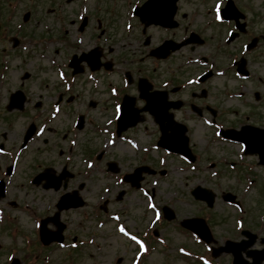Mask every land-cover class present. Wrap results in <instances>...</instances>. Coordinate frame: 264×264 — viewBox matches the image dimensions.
Wrapping results in <instances>:
<instances>
[{
    "label": "rangeland",
    "instance_id": "1",
    "mask_svg": "<svg viewBox=\"0 0 264 264\" xmlns=\"http://www.w3.org/2000/svg\"><path fill=\"white\" fill-rule=\"evenodd\" d=\"M126 1L0 0V66H5L0 72V144L4 147L0 179L5 183V195L0 198L1 263L8 250L16 247L18 264H197L196 252L205 253L210 245H222L225 239L239 240L241 229L256 235L250 248L264 247L260 242L264 238V168L256 155L243 153L241 144L219 138L217 126L210 123L212 118L220 126L236 129L243 124L264 127L263 46L246 55L252 71L250 79L244 80L232 72L231 62L244 53L246 35L227 42L234 32L228 25L233 23L217 20L227 0H178V26L172 29L158 25L143 28L133 13L141 2ZM234 1L249 35L262 34L264 0ZM82 15L86 23L80 30ZM190 32L199 35L202 43L185 44L165 59L149 55L165 38L179 42ZM11 37L20 40L16 47ZM96 47L102 53L100 61H109L111 71H90L81 62L84 70L71 76V56ZM208 70L213 75L202 84L197 82ZM126 72L132 78L127 86L123 81ZM62 74L66 80L70 78L68 92ZM257 76L263 78L261 83L254 82ZM140 77L150 79L156 88L170 79L176 81L166 86L168 90L180 84L178 91L169 92V98H179L184 107L170 111L175 121L186 126L193 162L156 145L159 129L148 113H141V121L121 136L111 135L114 129L116 136L118 107L113 105L115 97H110L109 88L116 87L118 92L124 88L125 93L137 97ZM17 89L24 92L23 110L8 111L5 105ZM201 90L206 92L203 98L192 96ZM254 90L261 94L258 101ZM67 93L72 96L68 98ZM90 101L95 102L93 106ZM187 102L208 104L216 114L212 116L203 107V115L198 117ZM54 103L59 107L53 109L57 115L48 129L20 151L29 123L38 127L40 116L50 115ZM141 104L137 98L135 105ZM82 113L84 125L74 128L73 120ZM10 150L16 162L11 174L5 175V167L12 163ZM109 162L115 163L117 172L107 170ZM138 166H148L155 173H142L139 188H134L122 181V176ZM46 167L55 174L63 168L71 173L65 188L45 189L31 182ZM196 185L214 194L211 208L191 195ZM73 190L85 201L84 206L61 211L59 221L65 223L63 242L72 244V238L77 237L73 242L77 248L45 247L42 254H47L28 263L25 252L37 255L41 246L32 235L37 232L34 219L52 215L59 195ZM226 192L235 195L240 209L223 200ZM103 201L106 211L99 208ZM164 205L173 210L174 219L158 222ZM190 217L206 220L215 244L200 243L181 229L180 220ZM12 225L17 235H10ZM154 230L157 235L150 237L148 249L128 234ZM218 257L221 264L228 258L226 254ZM199 258L211 262L205 254Z\"/></svg>",
    "mask_w": 264,
    "mask_h": 264
},
{
    "label": "water",
    "instance_id": "2",
    "mask_svg": "<svg viewBox=\"0 0 264 264\" xmlns=\"http://www.w3.org/2000/svg\"><path fill=\"white\" fill-rule=\"evenodd\" d=\"M175 1L176 0H148L145 4L137 10V13L140 16V19L144 21L146 24L154 23L160 24L163 26L172 27L175 26L176 23L172 20L174 11H175ZM194 38V37H193ZM182 44V43H181ZM181 44H174L171 41H165L161 46L152 50V54L158 57H165L169 53V49L175 50L180 47ZM88 54H83L80 58H76L75 56L72 58V62L70 65L74 67V72L81 71L78 67V63L81 60H88ZM89 64V61H88ZM99 67L98 63V54L95 56L93 63H90V68L95 69ZM149 86L146 84L144 79L139 81V91L140 96L146 99V106L143 109L149 110L152 114L155 115L156 121L160 125L161 136L158 140V145L167 148L172 151H177L185 154L190 159H192L190 152L187 148V137L184 135L185 127L174 123L172 121V114L167 112V108L164 104V96L163 93H149ZM15 101L13 102L16 107L21 108L23 102V96L20 91H17L12 95ZM134 99L131 97H124L122 102L121 116L118 120L117 131L120 132L126 129L128 126L134 125L138 121V110L133 109ZM14 104H12L14 106ZM166 122V123H164ZM172 124L170 131L171 133H167V129ZM223 136L235 139L237 141H241L246 146V151L256 152L259 155L260 162L264 164V129H256L249 126L242 127L240 132L227 130L222 132ZM113 167V166H112ZM110 167L111 170H115ZM48 170V169H47ZM146 171L150 172L146 167L136 168L132 174H128L124 176V180L130 182L131 185L138 186V182L140 180V173ZM62 177L60 175L57 177L59 180ZM41 178H45L47 183L44 184V187H49L52 185V181L54 180V175L51 172L45 171L44 173L38 175L35 178L36 182H39ZM193 194L196 198L205 200L209 206L212 205L213 196L210 192L197 187ZM225 199L232 200L233 197L230 195H226ZM68 196L64 195L60 199L59 207H68L70 203H68ZM76 205V204H73ZM164 216L168 219L173 217V213L167 207L163 208ZM57 216L53 219L56 221ZM47 220H44L40 227V236L41 240L45 243L49 242L52 239H61L60 229L56 232H50L45 229V223ZM182 225L196 232L202 239L205 241H210L211 236L206 227L204 221L199 218H191L185 219L182 222ZM62 227V226H60ZM245 235L252 237L248 232H244ZM56 235L55 238H49V235ZM253 238L250 242L242 240L241 242H226V246L219 247L213 250V254L216 255L221 251H234L237 255H239V250L245 248L248 244L252 242ZM248 242V243H247ZM238 259V257H236Z\"/></svg>",
    "mask_w": 264,
    "mask_h": 264
},
{
    "label": "flooded vegetation",
    "instance_id": "3",
    "mask_svg": "<svg viewBox=\"0 0 264 264\" xmlns=\"http://www.w3.org/2000/svg\"><path fill=\"white\" fill-rule=\"evenodd\" d=\"M239 34H241V35H246V37L244 38V41L243 42H248V41H251V39L254 37V35H249V32H248V30H247V26H246V23H244V27H243V31H239V33H235V36L234 37H236V36H238ZM262 36L263 35H260V36H258L257 37V44L259 43L261 46H264V43H263V41H262ZM256 37V36H255ZM254 49H250V50H247V52L249 53V52H252ZM247 53V54H248ZM249 65H248V62L246 61V59H245V68H246V71H247V74L246 75H248L247 77H249L250 76V73H251V69H249V67H248ZM233 69L235 70V72H236V65H233ZM243 76V75H242ZM263 81V78L262 77H260V76H257V78L255 79V81L254 82H258V83H261ZM154 86V85H153ZM169 86H170V84H169ZM153 89H160V90H164V91H166L167 92V97H166V99L169 101V100H171V101H175V100H180L179 98H173V99H171V98H169V92H176V91H178L179 89H180V87L179 86H177V85H174L173 86V88H171L170 90H168L167 89V87L165 86V87H162V88H156V87H153ZM204 90H201V92H200V94H196V93H194V92H192V96L193 97H196V96H198L199 98H203L206 94V92L204 91ZM252 94H253V97H254V99L256 100V101H258L260 98H261V94H260V92L259 91H257V90H254V91H252ZM198 98V99H199ZM181 101V100H180ZM184 101H182V103H181V106L180 107H184ZM187 105L189 106V108H191V106L192 105H194V106H196L198 109H199V111L202 113V108L204 107V108H206L207 110H209V108H212V106H210V105H208V104H205L204 106H203V104H197V103H195V104H193L192 102H187ZM213 109V108H212ZM190 110H192V109H190ZM214 110V109H213ZM215 112H216V110H214ZM200 113V114H201ZM248 261H250V259H248ZM262 264H264V260H262Z\"/></svg>",
    "mask_w": 264,
    "mask_h": 264
},
{
    "label": "snow or ice",
    "instance_id": "4",
    "mask_svg": "<svg viewBox=\"0 0 264 264\" xmlns=\"http://www.w3.org/2000/svg\"><path fill=\"white\" fill-rule=\"evenodd\" d=\"M219 18H220V17H219V16H217V19H219ZM151 206H152V205L150 204V205H149V207H151ZM121 230H122V229H121Z\"/></svg>",
    "mask_w": 264,
    "mask_h": 264
}]
</instances>
